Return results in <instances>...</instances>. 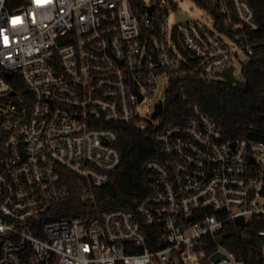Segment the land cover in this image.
<instances>
[{"label": "built area", "instance_id": "1", "mask_svg": "<svg viewBox=\"0 0 264 264\" xmlns=\"http://www.w3.org/2000/svg\"><path fill=\"white\" fill-rule=\"evenodd\" d=\"M197 1L210 21L170 24L173 0H0V264H247L224 234L264 216V140L227 137L198 102L184 124L152 118L161 76L214 79L254 53L249 0ZM131 122L159 142L147 193L133 208L61 215L64 170L108 183Z\"/></svg>", "mask_w": 264, "mask_h": 264}, {"label": "trees", "instance_id": "2", "mask_svg": "<svg viewBox=\"0 0 264 264\" xmlns=\"http://www.w3.org/2000/svg\"><path fill=\"white\" fill-rule=\"evenodd\" d=\"M201 3L210 7L204 0ZM24 0H7L12 7ZM256 12L259 30L253 33L255 44L251 59L242 67L244 80L229 83L188 74L173 78L167 91L162 124H184L191 114L190 103L198 102L223 128L227 137L264 140V0H249ZM151 125L141 129L134 122L119 124L122 163L103 186H90L74 173L64 170L71 192L59 202L61 215L95 216L107 209L133 208L147 193L143 164L158 155L159 142L149 135ZM264 216L249 224L242 219L228 223L224 239L247 264H264L261 239Z\"/></svg>", "mask_w": 264, "mask_h": 264}, {"label": "rangeland", "instance_id": "3", "mask_svg": "<svg viewBox=\"0 0 264 264\" xmlns=\"http://www.w3.org/2000/svg\"><path fill=\"white\" fill-rule=\"evenodd\" d=\"M178 8L177 10H173L170 12L169 21L170 24L173 22L186 21L192 18H200L206 21H210L212 19L210 13L203 8L197 0H173ZM230 42V41H229ZM235 49L240 50L239 46L231 43ZM250 60V56L247 55L244 51L241 52V58L239 60H235V76L240 80H244V75L242 71L243 64ZM214 79L224 80L222 76H214ZM169 87V78L167 76H161L156 98L163 99L167 96V91ZM147 105L145 103L140 105V112L142 114H146ZM153 125H160V119L157 118L154 120Z\"/></svg>", "mask_w": 264, "mask_h": 264}, {"label": "water", "instance_id": "4", "mask_svg": "<svg viewBox=\"0 0 264 264\" xmlns=\"http://www.w3.org/2000/svg\"><path fill=\"white\" fill-rule=\"evenodd\" d=\"M215 14L218 16L219 13L216 11ZM235 66L231 65L228 68L222 70V71H218L216 72V75L222 76L225 81L229 82V83H238L240 80L235 76ZM164 110V102L160 101L156 104V110L154 111L152 118H156L158 117ZM152 119H150L151 121ZM222 253L221 252H217L214 255V258H218L219 256H221Z\"/></svg>", "mask_w": 264, "mask_h": 264}]
</instances>
